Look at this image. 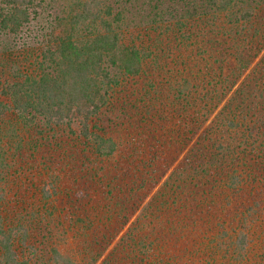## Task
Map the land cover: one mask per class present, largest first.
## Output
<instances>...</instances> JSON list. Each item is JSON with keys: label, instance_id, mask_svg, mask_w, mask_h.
I'll return each instance as SVG.
<instances>
[{"label": "trees", "instance_id": "1", "mask_svg": "<svg viewBox=\"0 0 264 264\" xmlns=\"http://www.w3.org/2000/svg\"><path fill=\"white\" fill-rule=\"evenodd\" d=\"M54 1L0 0V264H29L27 253H35L30 231H51L60 225L58 214L69 220L68 233L75 229L84 245H96L88 264H182L186 256L191 263L183 264H264V0H148L155 17L166 15L165 2L183 4L176 20H184L173 24L179 41L156 35L140 43L121 31L120 7L132 0H71L55 12L42 53L17 56L14 40ZM170 25L152 30L169 33ZM196 30L202 45L196 44V61H188ZM162 58L169 59L165 76ZM198 59L204 66L194 74L191 63ZM149 69L158 71L155 82L138 98H124L128 80ZM166 85L183 100L177 114L188 117V131H201L215 110L210 129L180 160L170 152L160 162L158 150L133 146L107 166L120 151L121 135L129 139L132 131L115 136L112 128L135 110L146 108L148 116ZM147 122L138 127L151 134L152 118ZM169 161L176 165L159 191L166 200L141 213ZM33 162L47 170L36 209L12 194L7 178L15 164ZM99 208L105 220L93 227ZM167 219L183 241L174 242L179 260L157 230L155 220ZM52 257L55 264H78L58 248Z\"/></svg>", "mask_w": 264, "mask_h": 264}, {"label": "rangeland", "instance_id": "2", "mask_svg": "<svg viewBox=\"0 0 264 264\" xmlns=\"http://www.w3.org/2000/svg\"><path fill=\"white\" fill-rule=\"evenodd\" d=\"M71 0H55L54 3H51V6L48 7V12L44 14V16L41 18H38L30 23L28 27H26L21 35L17 37L14 42L17 45V49H15L16 55L21 57L25 56V54H33V58L35 59L37 55L42 53V50L45 48V40L46 35L45 32L48 33L50 30V22H53V17L56 11H59L58 9H62L67 6V4H70ZM154 1H152V4ZM124 5V6H123ZM120 8H124L123 17H124V25L122 26V34L123 37L127 40H137L138 43H140V39L147 41L150 40L152 37L155 38L156 35H158L159 38L164 39H177L179 41V31L174 26V23L181 22L182 20L178 21L176 19L181 18V13H183V4H170L166 3L163 4V9L166 11V15L164 17L159 16H153L152 12H150V6L148 3V0H132V2H125ZM54 9V10H53ZM171 12H170V11ZM52 14V15H51ZM157 20V22H155ZM166 21L165 23L163 21ZM220 20V16H219ZM221 22H225L226 20H220ZM171 23V27L173 29H169V33H166L163 28L161 30V34H158L157 32L153 31V25H159L162 27V25H169ZM189 25V23H188ZM185 31V32H184ZM184 33H190L189 29L186 27L184 28ZM164 34L162 35V33ZM197 30L195 34H192L194 37L191 38L192 45H190V49L188 53H190V58H187L188 61H196V56L194 53V50L196 48V44L202 45L201 37L202 32L200 31V35H197ZM151 36L150 38L145 37ZM191 35V34H190ZM216 40H220L221 37L216 36L214 34ZM143 37V38H142ZM208 38V37H206ZM17 41V42H16ZM195 42V44H193ZM176 43V42H174ZM10 44V42H9ZM13 44V43H11ZM218 45V44H217ZM21 52V53H20ZM212 55L216 57V53L211 51ZM164 61V70L161 72V76L167 75L166 69L168 68V62L169 59L162 58V63ZM232 62V61H230ZM195 64V65H194ZM191 65L194 66L195 69H192L193 73L195 74L196 68H200L198 66L203 65V61H200L198 59V62L194 63L192 62ZM190 63H187L186 68L187 71L190 70L191 67ZM204 66V65H203ZM233 66L231 64L229 67ZM173 71L177 68V66L171 65L170 66ZM166 68V69H165ZM215 72L218 69V63H215L212 65V70ZM203 70V69H201ZM211 71V70H210ZM153 72V73H152ZM157 72L151 71V69L148 70L147 75L143 77H136L131 78L127 82V90L124 93V98H129V100H134L138 98V93L141 91V89L149 83L150 80L155 82L154 78L157 76ZM199 72V71H198ZM200 76L203 75V71L198 73ZM247 74V73H246ZM245 73L241 77V80L245 79ZM175 78H177L175 76ZM202 80V79H201ZM194 81L199 82V80L194 79ZM170 88H173L172 86H164L162 88L163 94L160 95L159 99H156L151 103V109L150 114L148 116H145V112L147 111L146 108H141L140 110L134 111V116L132 118H126V116H122V121H120V124H118L117 127L112 128V132L115 133V136H120L119 130L120 129H126L132 127V131L129 132V139L128 136H122V145H120V151L118 154H116L115 159H109L107 160V166L109 164H118L121 161V158L129 153L133 152L131 149H134L133 146H136L140 149H149L151 151L158 150L159 157H161L160 162L165 159L169 155L170 152H177L179 155V159L183 158L185 154H187L189 148L193 146L195 143V139L199 135L201 131H203L205 128L210 129V126L213 124V120L216 119L214 117L215 110L211 113H209L208 122L205 124V127L197 132L196 134L191 133L188 127V117H179L177 114V109L180 108L181 103L183 102L182 99H179L177 97V92H174ZM135 91V92H133ZM127 92V93H126ZM134 93V95H133ZM147 107V106H146ZM217 110V109H216ZM142 114V115H141ZM152 118V129L153 132L150 134L146 131V133L143 132V130L138 127L146 126L148 124L147 119ZM156 130H155V129ZM143 132V133H142ZM124 136V137H123ZM145 138L146 141H142V139ZM144 140V139H143ZM142 141V146H141ZM148 141V142H147ZM49 142V141H48ZM82 146H77L78 149H80ZM152 148V149H150ZM145 150V151H146ZM29 153V152H28ZM142 154V153H141ZM163 154V155H162ZM143 155V154H142ZM22 160V159H21ZM27 160L23 159L22 161ZM172 159H170L171 161ZM177 160V162H178ZM169 167L164 170L162 179L156 177L154 181L153 187L149 190V196L146 200H144L143 205H141V211L147 207L149 203H151V206L154 204V202L160 204L164 200H166V197L164 195H159V191L162 188L165 181L170 178L171 171L175 168L176 163L171 165L170 163ZM39 163V164H36ZM41 166V167H40ZM157 168V166H155ZM161 173V172H160ZM159 174V173H158ZM47 170L43 167L41 162H33L31 165L26 163L21 164H15L10 169V172L7 174V178L9 179L10 183L12 184V194H16L19 196V199L24 198L29 204L33 205L32 208L36 209L40 205L39 200L41 199L39 187L42 186L44 180H46ZM21 186V187H20ZM66 187V185H65ZM24 194V196H22ZM73 195V194H72ZM94 194L92 193L90 197H93ZM103 197V196H102ZM106 197V195H105ZM89 198V197H88ZM104 198V197H103ZM87 199V198H86ZM150 206V207H151ZM100 207H102L100 205ZM39 208V207H38ZM145 210L141 213L145 214ZM139 213L136 214L138 216ZM209 216L211 217V213H209ZM143 216V221H146V217ZM46 220L47 218L50 219V221L53 223V219L50 217H43ZM57 220L60 218L59 226H55L53 223V226H51L53 229L51 231H43L41 230H31L32 234V241L31 245H34L35 247V253H27L28 255L32 256V260L29 261V264H55L52 257V251L53 248H58L62 251L63 255L66 257H69L70 259L76 260L78 264H88L86 263V255L91 254L92 249L94 250L96 245L94 244H88V246L84 245L81 240L84 238H78L75 237L76 231L75 229L68 233V226H67V220H61L63 217L61 215H57L55 217ZM91 219H93L91 222L92 226H98L105 220L104 214L102 212V209L99 208L97 215H92ZM142 219V218H140ZM55 220V219H54ZM157 230L159 227L161 228V233L165 234L166 239H169L168 241L171 246V253L175 257L180 258L181 253H177L175 255V251H178L175 247V240H178L180 242H183L173 235L170 230V224H168V219L166 222H161L160 220H155ZM51 223V224H52ZM86 224H88V221L86 220ZM81 224L79 223L77 227H79ZM155 233V229L153 230ZM264 232V227H263ZM259 233V231H257ZM89 234V233H88ZM87 234V235H88ZM122 235V234H121ZM89 236V235H88ZM86 239H88L86 237ZM169 248L166 250L168 253ZM33 254V255H32ZM173 258V257H172ZM196 259V262L198 259H200L198 256L194 257ZM50 259V260H48ZM185 261H189V258L186 256L185 258L182 257V264L185 263ZM191 263V261H189ZM195 262V263H196ZM90 264V263H89Z\"/></svg>", "mask_w": 264, "mask_h": 264}]
</instances>
